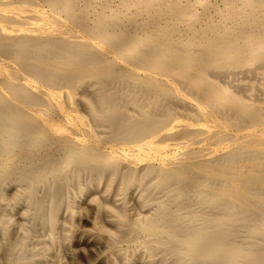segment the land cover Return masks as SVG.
<instances>
[{"label": "bare ground", "instance_id": "obj_1", "mask_svg": "<svg viewBox=\"0 0 264 264\" xmlns=\"http://www.w3.org/2000/svg\"><path fill=\"white\" fill-rule=\"evenodd\" d=\"M0 264H264V0H0Z\"/></svg>", "mask_w": 264, "mask_h": 264}, {"label": "rangeland", "instance_id": "obj_2", "mask_svg": "<svg viewBox=\"0 0 264 264\" xmlns=\"http://www.w3.org/2000/svg\"><path fill=\"white\" fill-rule=\"evenodd\" d=\"M82 249H87V248H82ZM82 249H80V251L78 250L77 252H76V258H78L79 259V261H80V263L82 262V261H84V258H86V256H88L89 254V252H91L90 250H89V248H88V250H82ZM79 252H82V253H80L79 254ZM82 254V255H81ZM78 255V256H77ZM80 255V256H79ZM83 256V257H82ZM85 256V257H84ZM81 259H80V258Z\"/></svg>", "mask_w": 264, "mask_h": 264}]
</instances>
